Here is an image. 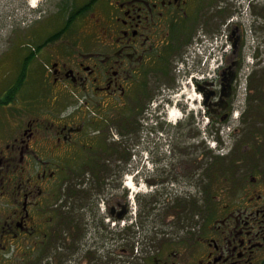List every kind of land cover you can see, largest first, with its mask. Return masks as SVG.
<instances>
[{
  "label": "flooded vegetation",
  "instance_id": "obj_1",
  "mask_svg": "<svg viewBox=\"0 0 264 264\" xmlns=\"http://www.w3.org/2000/svg\"><path fill=\"white\" fill-rule=\"evenodd\" d=\"M73 1L4 104L0 264H264V0Z\"/></svg>",
  "mask_w": 264,
  "mask_h": 264
},
{
  "label": "rangeland",
  "instance_id": "obj_2",
  "mask_svg": "<svg viewBox=\"0 0 264 264\" xmlns=\"http://www.w3.org/2000/svg\"><path fill=\"white\" fill-rule=\"evenodd\" d=\"M77 2L73 0H38L37 6L32 7L31 0H0V129L10 121V118L14 116L17 110L23 107H30L21 99H13L9 104L4 105L6 101L11 99L10 89L21 84L18 87L23 88L24 92L31 89V92L28 94L29 96L35 97L38 95L39 98L41 97L40 94L45 92L39 68L44 66L46 58L42 53L43 50L38 49L37 44L41 43L50 34L55 33L63 25L68 10L74 8L73 6ZM74 35H79V30L74 29ZM59 42L60 38L58 37L47 44L54 46ZM25 73L27 74V82L23 84L22 79ZM8 84L12 86L5 91ZM19 93H22V91L17 92L16 95H19ZM35 104H37L36 101L33 106H36ZM176 114L180 118L184 116L183 112ZM163 141L162 137L157 139L155 137L153 145L160 144V150L168 152V149L164 145L162 146ZM139 192L142 191L139 190ZM139 192L138 190H134L131 193L137 194ZM149 194L146 193V195ZM148 198L150 196H146L145 200H141L140 204L139 202H135L136 205H131V215L132 217L135 214L136 216L138 215V221L141 215L140 209L144 212H147L149 209ZM134 206L137 208V211H134ZM153 209L152 213L157 216L166 215V212H163L159 206H153ZM132 217L129 220L130 217L128 216L129 224L131 221L133 224H130L128 228L135 230V220ZM156 220L163 219L157 217ZM164 227H166V230L171 229L169 225H165ZM137 238L136 234L132 239H135L133 247H136ZM145 239L150 240L149 237ZM133 249V252H135V248Z\"/></svg>",
  "mask_w": 264,
  "mask_h": 264
},
{
  "label": "bare ground",
  "instance_id": "obj_3",
  "mask_svg": "<svg viewBox=\"0 0 264 264\" xmlns=\"http://www.w3.org/2000/svg\"><path fill=\"white\" fill-rule=\"evenodd\" d=\"M37 1H38V0H31L32 5L35 6L36 3H37ZM173 113H174V112L172 111V114H173ZM129 187H130V186H129ZM130 188H131V187H130Z\"/></svg>",
  "mask_w": 264,
  "mask_h": 264
}]
</instances>
